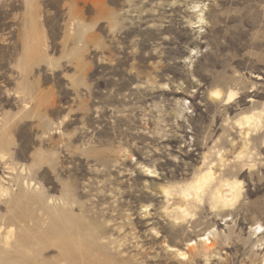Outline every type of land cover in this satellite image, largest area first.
<instances>
[{
	"label": "rangeland",
	"instance_id": "1",
	"mask_svg": "<svg viewBox=\"0 0 264 264\" xmlns=\"http://www.w3.org/2000/svg\"><path fill=\"white\" fill-rule=\"evenodd\" d=\"M229 88L230 105L213 99ZM263 106L264 0H0V225L30 250L6 254L0 237V264L62 250L72 264H264V124L242 159L236 125ZM209 166L242 198L214 210L205 195L175 222L166 209ZM61 198L78 226L68 249L47 237ZM211 229L208 258L168 248Z\"/></svg>",
	"mask_w": 264,
	"mask_h": 264
},
{
	"label": "bare ground",
	"instance_id": "2",
	"mask_svg": "<svg viewBox=\"0 0 264 264\" xmlns=\"http://www.w3.org/2000/svg\"><path fill=\"white\" fill-rule=\"evenodd\" d=\"M198 8H200V5H195L193 7L194 10ZM194 12H202V10H195ZM203 22L204 18L200 15L198 16V21L195 24L197 25ZM196 27H200V25ZM223 92L214 90L212 92L213 99H215L219 103L226 102V105H230L239 96V92L231 88H229L227 92ZM263 124L264 106L261 111H254L250 114H245L238 118V120L236 121V125L241 129V134L245 137L243 143V151L240 153V155H238L239 158L242 159L246 157L245 153L247 152L248 154L250 150L248 146L250 142V136H252L254 133L261 132V130L263 129ZM220 157V160L223 161V157ZM24 171L25 170H23V172ZM147 171L150 172L151 169L148 168ZM23 184L28 188L32 186V184L26 180ZM242 186L243 185L241 181L227 179L223 175L217 176L214 168L212 166H209L205 170H202V172L198 176H195L191 182L187 183L185 186L179 189L180 191L178 192V195L181 198V204L176 205L173 209H171V211L170 206L166 209V211L173 219H175V222L178 223H180V221H185L189 218H193L191 205L193 203L197 205L202 204L204 202L205 195H207V199L212 209L228 210L234 208L242 198ZM37 192L40 193L39 190ZM163 193L169 197L174 194V189H172L171 187H165L163 188ZM0 196L12 199V190L0 183ZM39 196H41V194L35 196V199L38 200ZM26 197H29V195H26ZM59 202H62L61 207L60 205L55 204L57 203V201H54V199L53 201H51V203L47 201V204L45 206V210L47 215L49 216V219L58 220L55 224L53 234H48L47 237L48 240L50 239L54 241L53 244L56 247H60L61 249L65 247L64 249H68L70 247L71 241L73 240L74 242L77 238L75 230L78 228V226L74 220H71V218L67 216L69 215V211L65 208L70 205L69 199L61 198ZM64 227L69 233L65 232L64 234ZM216 232V229H211L210 231H206L203 234H199L195 241L191 240L186 244L185 249H181L180 247V249L175 248L176 246H169L168 248L174 255H176V257L185 262L189 261L195 256L208 258L214 253V250H216L215 244L212 241V239H216ZM253 234L256 236H262L264 234V226L258 224ZM0 237L3 238L2 246L4 247V250L2 252L5 251L6 254L10 255V251L12 249H15L20 254H23L24 252L28 253L30 251L27 249V247H24V239H17L16 231L13 226L4 227V225H0ZM259 239V242H264V236ZM262 250L264 251V248H262ZM61 255L62 260L59 262V264H72L69 250H62ZM262 262L264 263V255L262 256Z\"/></svg>",
	"mask_w": 264,
	"mask_h": 264
}]
</instances>
